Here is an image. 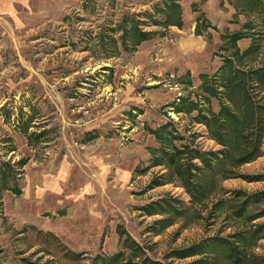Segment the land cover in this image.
<instances>
[{
	"label": "rangeland",
	"instance_id": "374dc122",
	"mask_svg": "<svg viewBox=\"0 0 264 264\" xmlns=\"http://www.w3.org/2000/svg\"><path fill=\"white\" fill-rule=\"evenodd\" d=\"M169 1L0 0V264H264V11Z\"/></svg>",
	"mask_w": 264,
	"mask_h": 264
},
{
	"label": "trees",
	"instance_id": "16d2710c",
	"mask_svg": "<svg viewBox=\"0 0 264 264\" xmlns=\"http://www.w3.org/2000/svg\"><path fill=\"white\" fill-rule=\"evenodd\" d=\"M251 1V8L253 10H259V12L264 11V6L261 5V1L260 0H250ZM263 6V7H261ZM170 13L171 11H176L177 14H179L180 12V4L178 3V0H170L169 4H168ZM258 12V13H259ZM264 18V16H263ZM167 22L171 23V24H177V25H181V21L180 18L177 20H171L168 18ZM134 30V29H133ZM134 38L135 41H141L142 39H145L148 37V32H146L145 30H141L139 28H137L135 26V31H134ZM247 36V33L245 32H241V31H236L234 33H232L230 35L231 37V41L232 43L236 46V43L239 39L243 38ZM236 53L239 54V49L236 46ZM248 52L245 51L244 53L241 54L245 55ZM228 61L231 62L230 58H228ZM244 71V70H243ZM239 71L236 72H230L228 75L225 76L224 81H223V86H227L229 87V89H233L234 88H239L241 89L243 96H244V103L238 104L236 105V111L230 109V106H227L226 104H223L221 106V109L218 113H215L212 117L213 121H219V118L221 117V115H223L224 120H228V123L231 124L232 126V130H236L238 131L240 134L242 135V138L244 139L245 143H250L252 145V148L249 149V145H245V148L243 150V154H241L240 156L236 157V161L238 163H244V162H248L249 160L253 159L255 156H257L258 154L256 152H254L257 148H258V141H259V137H260V131H262L264 129V105H260V104H253L252 99L250 98L249 92H248V88H247V76H253L255 78L256 84H263L264 85V66H260L252 71H250V73L247 75V73H242L244 75H238ZM235 73V74H234ZM193 107H197V105L195 104ZM235 107V106H234ZM245 109V114H243V117L239 116V112L242 109ZM199 113L201 114V111H199ZM204 116V114H203ZM205 118H207L206 116H204ZM210 124V122H208ZM256 129L259 130L256 132ZM253 131H255V133H253ZM257 133V134H256ZM255 134V136L253 135ZM252 135V136H251ZM220 142L224 143L225 140H223L222 138H220ZM250 145V146H251ZM242 150V149H241ZM4 168V167H3ZM3 173V178L7 177L6 175H11L10 172L8 171V169H3L2 170ZM11 171V170H10ZM18 190V189H17ZM18 192H20L18 190ZM234 250H239L238 248L235 249V247L233 248ZM76 254V253H75ZM78 255V254H77ZM118 253L115 254L114 256H111L110 259H113L114 257H118ZM105 257V256H103ZM238 259H241L240 254L237 255L236 260L238 261ZM105 261V259H104ZM28 264H37L35 262L29 261Z\"/></svg>",
	"mask_w": 264,
	"mask_h": 264
}]
</instances>
